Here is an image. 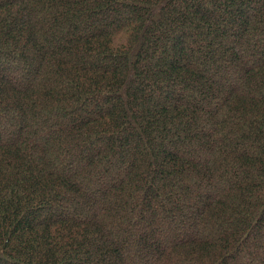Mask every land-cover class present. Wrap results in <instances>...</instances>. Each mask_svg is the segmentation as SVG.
<instances>
[{"label":"trees","instance_id":"1","mask_svg":"<svg viewBox=\"0 0 264 264\" xmlns=\"http://www.w3.org/2000/svg\"><path fill=\"white\" fill-rule=\"evenodd\" d=\"M0 264H264V0H0Z\"/></svg>","mask_w":264,"mask_h":264},{"label":"rangeland","instance_id":"2","mask_svg":"<svg viewBox=\"0 0 264 264\" xmlns=\"http://www.w3.org/2000/svg\"><path fill=\"white\" fill-rule=\"evenodd\" d=\"M251 262H253L252 258L250 259Z\"/></svg>","mask_w":264,"mask_h":264}]
</instances>
